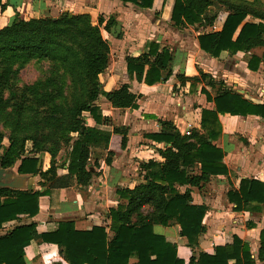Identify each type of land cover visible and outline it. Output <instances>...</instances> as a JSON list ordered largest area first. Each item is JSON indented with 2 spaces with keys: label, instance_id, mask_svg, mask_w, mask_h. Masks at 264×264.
<instances>
[{
  "label": "trees",
  "instance_id": "trees-1",
  "mask_svg": "<svg viewBox=\"0 0 264 264\" xmlns=\"http://www.w3.org/2000/svg\"><path fill=\"white\" fill-rule=\"evenodd\" d=\"M120 1L145 9L154 4V0ZM1 8L6 7L2 5ZM221 10L227 16L221 30L217 31L214 27ZM86 18L65 12L56 18L43 16L25 20L16 12L9 24L0 29V55L30 52V55L58 56L71 68L79 85H87L89 92L87 99L73 105L67 119L70 127L73 125L70 131L78 133L70 146L65 167L67 173L58 175L55 167H50L42 173L45 177L50 175L47 177L50 184L42 191L0 188V229L5 223L18 221L0 235V264H26L25 248L36 238L59 246L61 258L56 262L60 264H130L131 259H136L133 264H186L178 255L177 245L154 230L155 225L172 223L180 226V234L187 239L192 251L188 264H230L232 260L235 264H257L248 243L237 235L225 245L216 246L213 254L199 249L200 235L206 229L203 219L207 207L193 203L191 187L203 192L212 177L228 175L224 151L214 143L222 135L219 115H250L264 119V103H254L203 71L200 76L178 75V78L181 83L201 80L205 83L204 80H208L205 85L212 89L214 96L205 86L200 92L206 95L208 102L214 103V109L201 110V127L190 128V135L182 134L168 120L160 122L159 132L147 135L149 139L165 144L164 148L158 149L164 162L149 160L143 163L144 181L133 189L120 187L117 190L122 203L108 212L111 238L102 226L78 230L73 221H62L56 230L38 234L36 223L22 221L38 214L41 196H51L55 189L87 188L91 184L95 173L89 165L91 149H106L111 137L110 131L100 128L109 125V118L96 103L100 96L114 108L138 107V96L130 90L129 84L105 91L99 81V75L110 64V46L99 32V26L112 32L117 26L116 19L112 15L107 21L100 17L99 26H91ZM171 19L178 28L192 26L200 48L212 57H219L224 51L230 55L253 51L248 55V68L257 71L264 63V10L260 8L229 0H174ZM64 35L73 46L62 48L64 45L59 39L66 40ZM174 60V54L167 46L152 42L146 53L126 58L127 70L139 82L153 85L166 82L172 76ZM85 112L86 117L82 115ZM2 140L0 135V151ZM4 156L0 152V165L12 167L13 162H8ZM39 165L38 158L24 157L18 173L34 176L39 173ZM180 186L188 188L180 192ZM227 198L235 204L236 211L260 212L264 205V182L244 178L238 189L233 186L229 189ZM260 238L259 260L264 264V229Z\"/></svg>",
  "mask_w": 264,
  "mask_h": 264
},
{
  "label": "crops",
  "instance_id": "crops-1",
  "mask_svg": "<svg viewBox=\"0 0 264 264\" xmlns=\"http://www.w3.org/2000/svg\"><path fill=\"white\" fill-rule=\"evenodd\" d=\"M101 7L100 13L112 15L117 21L110 42V64L106 71L100 74V81L105 91L129 84L130 90L138 96L137 108H114L106 98L107 108H102L103 114L111 121L109 125L100 126L110 131L109 145L104 148H92L90 167L95 172L91 184L87 188L70 186L55 189L51 196L39 198V212L32 219H24V223H36L38 234L52 232L62 221H73L78 230H91L94 226L106 228L109 237L110 219L108 212L122 201L117 190L120 187L133 189L144 181L146 171L142 164L149 160L164 162L158 149L164 148V143L149 139L148 134L161 130V121H172L180 132H188L190 128L200 129L201 110L214 109L213 102H208L201 87L214 96L212 89L200 82L186 81L181 83L178 75L186 77L200 76V71L220 75L221 81L233 90L242 94L254 103H264V63L257 71L248 68V58L252 52H238L230 55L222 52L219 57H212L204 52L199 45L197 34L192 26L178 28L174 25L171 15L174 0H154L150 9L140 8L132 3L120 0H84ZM235 4H249L264 10V0H229ZM74 4L73 0H0V19L9 20L16 12L24 18V13L40 16V13H53L57 5ZM5 5V9L1 6ZM85 6L79 2L74 4ZM20 11V12H19ZM227 13L219 12L215 22V30H221ZM106 17V15H104ZM255 22L258 19L254 20ZM159 43L167 46L174 54L173 74L166 82L147 85L139 82L135 75L127 70L126 58L138 57L146 53L149 45ZM259 50H255L258 52ZM235 70L240 72L234 74ZM236 79H227L229 74ZM213 78V77H212ZM217 80V78H213ZM234 84V85H233ZM235 88V89H234ZM222 125V135L214 143L224 151V164L228 175L214 176L201 192L191 187L194 204L205 205L206 215L203 219L205 231L199 238V249L213 254L215 247L225 245L237 235L248 243L252 257L257 264L261 245V231L264 229V205L260 212L236 211L235 204L227 198V192L233 186L239 188L244 178H253L264 182V119L258 116L219 115ZM115 129H120L116 131ZM126 145L123 146V138ZM109 160V162H108ZM19 163L12 168L18 173ZM67 170L62 173L65 175ZM19 174V173H18ZM29 188L34 190V176L28 175ZM188 186L178 187L184 192ZM18 224L17 220L5 223L0 229V235ZM155 232L178 247V255L189 263L192 255L188 241L180 234V226L172 223L169 226L155 225ZM61 258L58 245L41 242L36 238L25 248L26 264H60ZM136 262L131 259L130 264ZM230 264H235L232 260Z\"/></svg>",
  "mask_w": 264,
  "mask_h": 264
},
{
  "label": "rangeland",
  "instance_id": "rangeland-1",
  "mask_svg": "<svg viewBox=\"0 0 264 264\" xmlns=\"http://www.w3.org/2000/svg\"><path fill=\"white\" fill-rule=\"evenodd\" d=\"M79 2L85 6L78 8L74 5ZM73 3L64 6L59 4L52 7L53 13H40V16L25 12L23 19H40L43 16L56 18L67 12L86 16L87 24L99 26L100 17L105 21L109 18L108 14L100 13L99 4L91 5L84 0H73ZM8 24V20L0 19V29ZM99 28L110 46L108 37L112 32H106L102 26ZM64 37L67 41L59 39V43L64 45L62 48L73 46L66 35ZM239 72L235 70L234 74ZM206 74L217 78L219 82L223 77V72L220 75L215 72ZM228 74L226 78H232L230 81L233 83L236 77ZM204 81L206 83L208 80ZM85 85H79L72 76L71 68L58 56L49 57L38 53L30 55V52L0 55V135L3 137L0 152L8 162H13L12 168H16V164L24 157L40 160L39 173L34 175V190L37 189L35 187L41 191L48 187L50 182L47 177L50 175L45 177L42 173L50 167H55L58 175H63L66 170L70 146L78 137L77 132L70 131L73 125L70 127L67 119L73 105L87 99L89 92ZM230 89L233 90V86ZM96 103L107 108L104 97L100 96ZM82 115L86 117L88 114L85 112ZM182 134L190 135L188 132Z\"/></svg>",
  "mask_w": 264,
  "mask_h": 264
},
{
  "label": "water",
  "instance_id": "water-1",
  "mask_svg": "<svg viewBox=\"0 0 264 264\" xmlns=\"http://www.w3.org/2000/svg\"><path fill=\"white\" fill-rule=\"evenodd\" d=\"M29 180V176L18 174L13 169L4 168L0 165V188L27 190Z\"/></svg>",
  "mask_w": 264,
  "mask_h": 264
}]
</instances>
